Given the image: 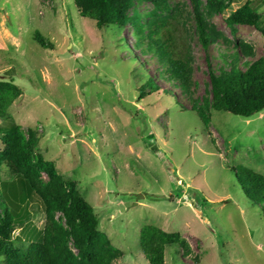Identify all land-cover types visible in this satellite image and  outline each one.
<instances>
[{
    "label": "rangeland",
    "instance_id": "obj_1",
    "mask_svg": "<svg viewBox=\"0 0 264 264\" xmlns=\"http://www.w3.org/2000/svg\"><path fill=\"white\" fill-rule=\"evenodd\" d=\"M168 3L182 7L193 26L189 0ZM245 3L264 26V0H231L221 13L198 3L209 28L231 44L252 47L241 63L264 55L255 28L225 22ZM152 11L151 2L138 0L131 13L147 21ZM35 34L53 48L38 47ZM190 47L192 97L200 101L208 90L205 57L215 72L223 62L219 48L205 51L192 31ZM156 70L151 54L135 47L131 27L98 31L79 17L73 0H0V80L11 78L21 90L8 113L22 139L28 128L35 130L32 156L40 153L59 175L77 182L116 252L111 264H147L139 245L145 225L178 233L188 246L185 254L168 247L164 264H264V218L232 172L243 166L264 175V109L248 119L209 112L205 127L181 110L190 106ZM142 74L177 103L160 92L140 100ZM1 178L11 181L5 170ZM30 209L31 226L41 230L42 208Z\"/></svg>",
    "mask_w": 264,
    "mask_h": 264
},
{
    "label": "trees",
    "instance_id": "obj_2",
    "mask_svg": "<svg viewBox=\"0 0 264 264\" xmlns=\"http://www.w3.org/2000/svg\"><path fill=\"white\" fill-rule=\"evenodd\" d=\"M136 1L73 0V5L79 17L92 21L98 31L131 27L135 47L142 54H151L157 76L177 88L190 106L180 105L181 110L192 112L205 127L210 123L209 112L248 119L264 109V55L241 63L242 57L252 56V47L241 42L231 44L209 28L199 15V0H189L192 27L188 24L190 15L182 7H171L168 0H147L152 3L153 11L149 20L142 21L136 13H131ZM205 1L207 9L215 13L223 12L231 2ZM225 22L228 26H252L264 39L261 16L252 11L249 3L236 9ZM191 31L205 51L208 46L216 45L223 62L215 72L209 57H205L208 90L200 101L192 97ZM32 40L42 49L53 48L39 34ZM142 80L144 83L138 89L140 100L157 92L170 95L160 90L152 77L143 75ZM20 95L21 90L11 78L0 80V264H111L116 252L105 234L98 231L92 207L77 190V182L59 175L54 164L40 153L32 156L38 143L35 130L28 128L27 138L22 139L18 125L8 113ZM4 170L11 181L1 178ZM232 172L245 197L259 206L264 218V175L243 166L233 168ZM40 174L46 176V181L41 180ZM32 204L42 208L45 216L41 230L31 226ZM16 230L19 233L14 236ZM139 245L147 264H164L168 247H177L184 254L188 251L178 233L152 225L140 229Z\"/></svg>",
    "mask_w": 264,
    "mask_h": 264
}]
</instances>
